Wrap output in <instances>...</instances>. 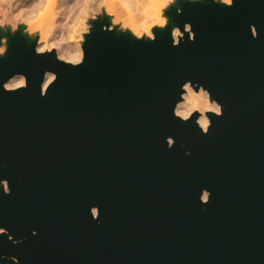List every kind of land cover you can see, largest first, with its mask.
I'll list each match as a JSON object with an SVG mask.
<instances>
[{
    "label": "water",
    "instance_id": "obj_1",
    "mask_svg": "<svg viewBox=\"0 0 264 264\" xmlns=\"http://www.w3.org/2000/svg\"><path fill=\"white\" fill-rule=\"evenodd\" d=\"M171 14L193 22L195 43L98 24L76 68L11 39L0 81L21 71L30 85L0 87V178L12 189L0 188V227L21 240L0 235V264H264V0ZM46 69L59 79L41 97ZM185 79L224 105L207 135L172 115Z\"/></svg>",
    "mask_w": 264,
    "mask_h": 264
},
{
    "label": "clouds",
    "instance_id": "obj_2",
    "mask_svg": "<svg viewBox=\"0 0 264 264\" xmlns=\"http://www.w3.org/2000/svg\"><path fill=\"white\" fill-rule=\"evenodd\" d=\"M205 5L235 8L237 0H0V58L9 52L10 37L19 34L26 38L35 55H46L64 65L80 67L86 62L88 40L98 24L102 32L126 35L142 42H155L160 32L170 28L172 47L185 42L195 43L197 32L193 22L174 23L169 13L174 9L176 16H183L186 7ZM154 28L157 31L154 32ZM248 28L252 39H259L257 24L251 23ZM58 79L56 71L46 69L43 72L41 97L48 94ZM29 85L28 75L21 71L0 81V87L9 93L26 90ZM171 112L180 122L194 123L202 134L207 135L213 125L212 117L223 116L224 105L204 83L185 79L176 90ZM194 113L198 115L193 119ZM175 143L174 136L166 137L169 149ZM186 155H191V151L187 150ZM0 188L5 195H10V180L0 178ZM212 195L209 188H202L199 201L207 205ZM89 211L92 219L98 221L101 207L93 205ZM37 232L33 229L32 235H37ZM0 235H6L13 244L21 242L6 227H0ZM2 258L10 259L12 264H20L17 256Z\"/></svg>",
    "mask_w": 264,
    "mask_h": 264
},
{
    "label": "bare ground",
    "instance_id": "obj_3",
    "mask_svg": "<svg viewBox=\"0 0 264 264\" xmlns=\"http://www.w3.org/2000/svg\"><path fill=\"white\" fill-rule=\"evenodd\" d=\"M166 14H167V10H166ZM169 15H171L172 16V14H171V12L169 13ZM174 22V21H173ZM155 30H157V29H153V31H155ZM170 31H171V29L169 28V29H167V30H165V31H162V32H160V33H162V34H164V33H167V34H169L170 35ZM171 37V36H170ZM28 45V44H27Z\"/></svg>",
    "mask_w": 264,
    "mask_h": 264
},
{
    "label": "rangeland",
    "instance_id": "obj_4",
    "mask_svg": "<svg viewBox=\"0 0 264 264\" xmlns=\"http://www.w3.org/2000/svg\"><path fill=\"white\" fill-rule=\"evenodd\" d=\"M161 34H162V33H161ZM117 35H119V34H117ZM14 37H21V38H23V39H25V40H26V38H25V37H23V36H21V35L17 34L16 36L10 37V43H11V39H12V38H14ZM26 42H27V41H26Z\"/></svg>",
    "mask_w": 264,
    "mask_h": 264
}]
</instances>
